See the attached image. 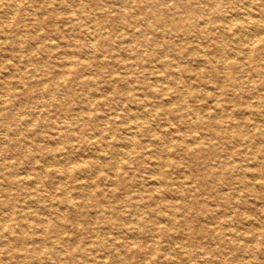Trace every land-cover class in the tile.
Instances as JSON below:
<instances>
[{
    "label": "rangeland",
    "instance_id": "rangeland-1",
    "mask_svg": "<svg viewBox=\"0 0 264 264\" xmlns=\"http://www.w3.org/2000/svg\"><path fill=\"white\" fill-rule=\"evenodd\" d=\"M21 1L22 3H19L21 5L13 15L14 19L19 18L17 23H14V19L12 21L10 19L11 23L6 25V18L2 17L0 11V24H3L6 31L5 34L0 32V77L6 76L13 81L14 75L10 69L1 68L2 65L7 64H16L21 68L26 65V68L30 69L28 64L31 63V60L44 59L43 67L46 68L41 67L43 69L38 71L40 75L31 79L27 91L22 92V89L12 86L11 91L16 93H13V102L15 103L13 106L2 104L1 114L7 115L8 112H17V110L24 113L21 120L7 119L6 121L10 120V124L0 123V159H5L13 164L11 167H5L0 171V183L3 172L26 166L27 163L22 157L23 154L34 155L37 159V165H48V160L43 155L46 147H58L57 150L69 152L68 156L75 160L86 156L89 158L90 149L82 148V150L77 146V141L68 140L66 137L67 134H71L73 129L74 134L80 135L84 129L86 134H96L97 138L100 128L103 126L104 131L101 134L111 135L107 138L109 142H113L115 136L123 135L124 130L114 124L118 118L113 117V114L124 112L126 107L134 109V105L121 101V96L125 92L123 83L117 80V76L126 73L131 80L128 90L130 89V92L137 94L145 93L148 98H151L150 103L146 106V108H150L154 98L148 94L149 89L145 88L144 82L152 80L155 75L153 72L160 70L156 74L162 75L170 81L174 80L178 85L188 84L190 81H194L193 75H191L194 66L199 65L198 62L191 59L196 50L206 51L212 63L219 67V56L213 52L210 43L223 40L226 48L234 47V42L226 37L222 27L215 29L212 23L218 6L222 10L233 9L234 3L231 0L218 1L216 6L207 5L204 0H194L193 6L200 8L199 10L205 15L196 16L190 20L185 17L186 21L198 24L197 27L189 26L188 35L181 34V28L178 29L179 27H176L174 23L164 25L162 22L151 18L150 24L147 17L140 12L141 7L147 4L146 0H124V3H122L123 0ZM163 1L165 3L162 4V7H158L159 9H164L167 14L173 16H186L184 9L175 4L174 0ZM239 6L240 4L236 2V8ZM111 9L115 11L113 12ZM117 11L123 12L121 20L118 22L109 21L108 16ZM92 14L93 20L90 19L93 17ZM70 17L74 19H70ZM75 17L79 18L75 19ZM76 24H81L82 27L75 28ZM198 27H201L202 33H196ZM25 28H28L27 32L24 30ZM16 29H23L22 32L24 33L21 35L13 33ZM78 31L84 32L85 35H79ZM47 55H56L58 58L67 57L73 61L78 60L81 56H87L93 64L90 68H82L76 63L77 61L71 63L69 65L70 72L64 76L66 82L63 83V81L59 82L61 76L57 73V60ZM130 55L137 56V60H135L138 62L137 65L133 62L134 60L126 59ZM160 59L176 64L182 70L183 77L181 74L175 76L173 68L169 66L158 67ZM124 60H127V64L131 63L129 64L130 67L124 66ZM141 67L145 69V76L135 72ZM76 70L83 71L89 79L95 78L97 85L79 82L73 73ZM110 72H112L111 75ZM245 74L251 75V79L256 84L255 87L250 86L248 82H241L240 78L244 77ZM212 78H214L213 85L209 84L208 87L200 84L192 90L189 89L183 101L187 106V117L190 120L197 121V116L204 113L205 106L208 111L216 112L215 114L219 113V116L225 114L228 117H221L220 125L217 127L216 122L213 126H206L199 121L197 122L198 128H195L197 133L213 144L211 147L209 146L211 149L208 147L210 150L201 148L184 158L179 155L178 157L173 156L170 151L168 158L172 164H154L152 163L154 159L149 162L145 158L156 145L145 134H138L136 147L128 156L129 164L125 167L121 166V170L118 172L121 175L116 177V183L111 186L106 180L97 179L96 193L94 192L95 194L87 200V207L80 209L77 220L78 226L80 229L82 228L79 230L78 236L83 237V235L89 236L91 234L93 239L99 242L96 243V248L99 249H97L96 255L104 256V245L108 246L113 241L120 242L125 239L134 243L123 255L126 257V262L119 258L112 264H172L173 261L176 262L173 264H179L181 261L184 262L182 264H264V200L260 201L256 197L262 192L256 188L253 191L246 190L241 182L244 178L241 176L242 174L236 173L235 169L230 170L231 166H243L247 174L253 172L256 178L258 172L253 167V163H259L258 170L264 173V141L261 136L253 132L252 127L254 124L261 123L259 116L254 112L255 108L264 109V76L252 70L247 72V70L240 68L227 70L216 68ZM106 79L112 83L111 89H107L105 86L104 80ZM200 79L206 80L207 78L202 76ZM39 83L45 89L43 94L39 92ZM166 86V82H161L157 84L156 88L161 89ZM215 92L219 95L217 99L209 96ZM92 94L97 96V102H94L95 98L93 97L91 103H85V97L87 98L88 95L91 96ZM169 95H172L169 98L175 99V94ZM258 95L260 97L257 98ZM201 96L206 98L203 99ZM225 99L227 101L224 103ZM178 103L176 101L172 105L179 106ZM76 111H81L84 117H90L79 127L73 120V114ZM229 111H232V118L240 123L237 127L230 128L229 116L231 114ZM103 119L105 122L102 121ZM64 120L72 121L70 127L64 126L61 122ZM151 121L153 124L158 122L157 127L160 129L169 127L177 130V134L189 132L182 122L183 118L177 113L171 112L168 119ZM58 125H61L60 130L64 136V141L53 144L50 135ZM192 145L199 147L198 143ZM171 150L173 151L174 148L171 147ZM248 154L249 156H247ZM107 157L119 158L120 156L112 154L108 148ZM161 157L164 158L165 155ZM173 161L178 163L180 171L173 167ZM153 168H156V174L159 178H163L164 173H166V177L164 176L166 181H176V179L183 181L185 183L184 188L181 191H172L168 190L165 184L158 186L162 192L157 196L158 201L145 198L142 203L144 204L143 207L136 210L135 215L131 213L133 202L125 200L120 212L113 210L108 213L106 217L109 222H107L99 210H109L111 204L119 202L122 198L127 199L129 195L138 192L147 196L145 189L153 185L147 177L148 169L151 171ZM20 170L23 172V169ZM47 170L48 172L52 171L49 166ZM104 170L106 174H112L109 166L105 165ZM202 174L208 175L204 179ZM78 175L81 177V181L88 179V174L85 172ZM46 178L51 179L50 176ZM257 179L259 178L257 177ZM69 180L71 184L77 182V180L74 181L73 177H70ZM43 188L44 190L49 189L48 186ZM108 188H112L116 195L112 196L110 192L108 193ZM28 190H31L30 186H28ZM10 192L14 194L13 191ZM19 193L20 190H18L19 197L13 200L15 205L26 206L36 214H46L42 202L29 203V198L22 197ZM75 198L80 199L79 197ZM4 201L5 198L0 193V211L6 207ZM167 205L172 206V208H166ZM67 212L64 213L67 214ZM133 217L140 218L139 225L133 224ZM150 223L158 226L159 230L153 231L148 226L151 225ZM14 229L18 230L17 225ZM121 229L124 230L121 231ZM131 229H133L132 233L127 234L126 232H130ZM63 231L65 234L70 233L67 229ZM256 232H259L258 236L252 241V235ZM154 242L156 243L154 244ZM151 251L152 253H150ZM183 252H187L188 255H184ZM149 257L150 259L144 263L141 262Z\"/></svg>",
    "mask_w": 264,
    "mask_h": 264
},
{
    "label": "bare ground",
    "instance_id": "bare-ground-1",
    "mask_svg": "<svg viewBox=\"0 0 264 264\" xmlns=\"http://www.w3.org/2000/svg\"><path fill=\"white\" fill-rule=\"evenodd\" d=\"M75 1L79 2L80 0H75ZM146 1H147L146 6L141 7L140 12L141 14H143V16L145 15L147 17L148 22L150 24H151L152 19H156V21L162 22V24L164 25H170L171 23H174L176 27H179L178 29L181 28L180 29L181 34H184V35L189 34V30H190L189 26L190 27L198 26V24L196 23L186 21L185 17L188 20H190L192 18L194 19V17L196 16L205 15L204 13H202V11L199 10L200 8L198 9L196 6L195 7L193 6L192 2H194L195 4L194 0H174L175 4L180 5L184 9L186 16L185 15L184 16L182 15L173 16L172 14H167L166 10L159 9L158 7H162V4L165 3L163 0H146ZM204 1L207 3V5L211 4V5L216 6V2L223 1V0H204ZM231 1L234 3L233 9L222 10L221 7L218 6L216 8L217 9L216 16L212 19L214 28L218 29L219 27H222V30L224 31L226 37L229 38L232 42H234V47L231 49H228L224 46L223 40L221 42L213 41L210 43V46L213 49V52L217 53V55L219 56V64H220L219 67H216V65L212 63V60L210 59L206 51L199 49V50H196V52H194L191 58L193 61H196L199 64V65L195 64L196 66H194L195 68L193 69V73L191 74L193 75L194 81L192 82L190 81L188 84L178 85L177 83H175L176 81L174 80L170 81L167 78L165 79L164 77H162V75L156 74V73H159L160 70L153 72L155 73V75L152 78V80L150 81L146 80L144 82V84L146 85L145 88L149 89L148 94H150V96L154 98L152 100L153 103H151L152 105L150 108H146V106L150 103L149 101L151 100V98H148L145 93L137 94L134 92L133 93L130 92L131 90L130 89L128 90V87H129L128 85L130 84L131 80L126 73H123L122 75L117 76V80L123 83V90L125 92L121 96V101L129 105L130 104L134 105V109L130 107H126L125 111L122 113H115V114L112 113L114 115L113 117L118 118L117 120L114 121V124L119 126L122 130H124L125 133L123 132V135H119V136L117 135L115 136V139L113 140V142L112 141L109 142L107 138L111 137V135L109 136V135L101 134L104 131V129H102L103 126L100 128L99 137L97 138H96V134H91V133L86 134L83 128H82L83 133H81L80 135L74 134V129H73L70 132L71 134H67L66 137H68V140L71 139L72 141H77V146L80 147L81 149L82 148L90 149L91 150V153L89 156L90 159L87 158L86 156V157L80 158L79 160L78 159L75 160L74 158L68 156L69 152L67 153L60 149L57 150L58 147L57 148L46 147L44 149L43 155L48 160L47 161L48 165H41V166L37 165L36 164L37 159L35 158L34 155L23 154L24 156L22 155V157L25 159L26 163L28 164L20 168V169H23V172L20 169H16V168L12 169L9 172H3L1 176L2 180L0 183V193H2L5 198L4 205L6 207L2 209L3 211H0V216H1L0 218V255H1L0 264H112L113 262H115L116 259H119V258L122 261L126 260V257L123 255L126 253L125 251L131 245H134L133 242H128L125 239L121 240L120 242L113 241L108 246L104 245V248H103V253H105L104 256L101 257L99 255H96V252L98 249L96 248V246L99 242H96V240L93 239L94 237L91 234H89V236L83 235V237L78 236V233L80 232L79 230L82 229V228L80 229V227L78 226L79 223H77V220L80 215L78 213H80L81 208L87 207L86 205L87 200L96 193L95 191L97 188V183H96L97 179L102 180V181L106 180L108 184L111 186L116 183V177L118 175H121L120 173L118 174V172L121 170V166L125 167L129 164L128 156L132 154L133 150L136 147V144H137L136 136L138 134H145L156 145L155 148L151 152H149L150 154L147 156V158H145L149 162L152 159H154V161L152 162L154 164L155 163H160L161 165H163V163H165L166 165L172 164V162L168 158L170 151L172 152L171 154H173V156L176 155L178 157L179 155L182 158H184L188 154H191V153L193 154L196 151H199L201 148L203 149L206 148V150L211 149L210 147L213 145L212 142L208 139H204L202 135L197 133V130H196L198 128L197 122L199 121V123L204 124L206 126H213V124L216 122V127H217L220 125L219 121L221 120V117H225V118H228V117L225 116V114H220L222 116H219L218 111H217L218 114H215L216 112L214 113V112H211L210 110L208 111L207 107L205 106V108L203 109L204 113L197 116V121L190 120L187 117V106H185L183 101L185 98V94L189 89L192 90L193 88L197 87L200 84H204L205 86H208L209 84L213 85L214 78L212 77L214 76V72L216 68H221L223 70H227L229 68H233V69L240 68L242 70H247V72L252 70L256 72L257 74L261 73L264 76V60H263L264 58H262V55H264V0H231ZM236 2L240 4L239 8L238 7L236 8ZM19 3H22V1L21 0H0V8H1L0 11L2 12V17L4 19L6 18V22H7L6 25L11 23L10 19L11 21L14 19L13 15H15V11L21 5ZM122 3H124V0ZM161 10H163L164 13L161 12ZM122 14L123 12L117 11L115 14L108 16V20L111 22H118L119 20H121ZM78 18L79 17H75V19H78ZM70 19H74V18L70 17ZM90 19L93 20L94 16ZM14 21H15L14 23H17L19 21V18L14 19ZM81 27H82L81 24H76L75 28L79 29ZM185 27H187L188 29L186 30ZM24 30H26L27 32L28 28H25ZM14 31L13 33L18 34V35H21L24 33L22 32L23 29L22 30L16 29ZM197 31L198 32L196 33H202L203 30L201 29V27H198ZM0 32L3 34L6 33L2 23L0 24ZM78 33L79 35L80 34L85 35V33L82 31L80 32L78 31ZM65 45H67V43H65ZM68 45H71V43H68ZM47 56L52 57V59L55 58V60H57V63L55 62L57 65V73L61 76L60 77L61 80H59V82L63 81V83L66 82V80L64 79V76L70 72L69 65L71 63H74L77 61L76 63H78L82 68H85V67L90 68L92 67V64H93V62L90 61V59H88L87 56H81L78 60H75V61L67 57L58 58V56L56 55H47ZM136 57L137 56L130 55L126 59L128 60L131 59L132 61L134 60L133 62L137 65L138 62L135 61L137 60ZM98 61L100 60L98 59ZM126 61L127 60H124L123 62L124 66L130 67L129 64L131 63L127 64ZM44 63H45L44 59H39L37 61L31 60V63L28 64V66L30 65V69L26 68V65H24L22 68L18 67L16 64H10V65L7 64V65L1 66V68L4 67L7 69H10L12 75H14L13 81L7 78L6 76L0 77V123L1 124L4 122L10 124L11 123L10 120L6 121L7 119H14V120L23 119L24 112H21L20 110H17V112H11V113L8 112L7 115L3 113L1 114L2 104H9V106H13L15 104L13 102V96L16 93L11 91L12 86L22 89L23 90L22 92L27 91L28 89L27 86L29 85V82L31 81L33 77L40 75L38 71L42 70L45 67V66L43 67ZM166 66L173 68L172 70L175 76H179L182 72V70H180L176 64H171L170 62L160 59L158 67L163 68ZM144 70L145 69L141 67L139 70L135 72L139 74L141 73V75L145 76ZM73 73H74L75 78L78 79L79 82H81L82 84L86 83L88 85L90 84L94 86L97 85V80H95V78L93 77L90 79L89 77L87 78L86 76L87 74H84L83 71L76 70ZM94 73H96V71ZM111 73L112 72H110L109 74L111 75ZM202 76L206 77L207 79L201 80L200 77ZM240 80L241 82H248L249 85L253 87H255L256 85L255 82H253V80L251 79V75L249 74L247 75L245 74V76L241 77ZM259 81L261 82V80ZM161 82H166L167 86L161 89L156 88L157 84ZM104 83L107 89L112 88V83L110 82V80L106 79L104 80ZM263 84H264V81H263ZM40 85L41 84L39 83V92L43 94L45 89ZM89 92L91 93V91ZM169 92L175 94V99L169 98L172 96V95H169L171 94ZM253 95H254V92H253ZM88 96L87 98L85 97V103L87 104L91 103L93 97L95 98L94 102L95 101L97 102L98 99L96 95L94 96V94H92L91 96H89V98ZM209 96L213 99H217V97H219V95L216 92L213 94L212 93L209 94ZM201 97L203 99L206 98L204 96H201ZM258 97L260 96L258 95L257 98ZM176 101L179 102L178 103L179 106H173ZM225 101L227 100L225 99L224 103ZM171 112L174 114L177 113L179 116H181V118H183L182 122L187 127V130L189 131L188 133L185 132L186 134L184 133L180 134L179 132L181 131H179L178 132L179 134H177L176 133L177 130L171 129L169 127H164L163 129H160V127H157L158 122L155 124L152 123L151 120H154V119L155 120L168 119V116L170 115ZM229 113L231 114L229 116L230 117V123H229L230 128L237 127L240 123L236 122V120L232 118V111H229ZM254 113L257 116H259L258 117L260 120L259 122L261 123L252 125L253 132H256L258 136H261V138L264 141V109L262 110L259 108H255ZM73 116H74L73 117L74 123L77 124V127L81 126L86 120L90 119L89 116L84 117L81 111L74 112ZM104 120L105 119H103L102 121L105 122ZM102 121L101 123H103ZM61 122L66 127H70V124H72V121H69V120H64ZM60 126L61 125H58L56 127V130H54L52 134L50 135V138H51L50 140L52 141L53 144L63 143L64 141V136L61 133ZM238 134L240 133L238 132ZM221 137H225V136H221ZM193 143H198L199 147L197 148L196 146H193L192 145ZM218 143L220 144L219 141ZM171 147L174 148L173 151L171 150ZM208 147L210 149H208ZM108 148H110V151H112V154L119 155L120 157L119 158H114V157L108 158L107 157ZM65 150L67 149L65 148ZM261 150H262V147H261ZM162 155H165V157L162 158L161 157ZM247 156H249V154ZM12 165L13 164H10L5 159H0V171L3 168L8 167V166L11 167ZM105 165L111 168L112 174L105 173V170H104ZM253 165H254L253 167L255 168V170H257L256 172H258L256 173V175L259 179H257V177L255 178V174L253 172L250 174H247L243 166H231L230 170L235 169L236 173L242 174L241 176L244 178H242L241 182L246 190L253 191L255 188L260 189V191L259 190L258 191L262 193L257 194L256 197L259 198L260 201H263L264 200V173L258 170L259 163H253ZM48 166L52 169L51 172H48L47 170ZM173 167L177 169L178 171H180L178 168V163L174 161H173ZM148 170H149V173L147 177L153 185L145 189L147 196L142 194V192H138L136 194L129 195L127 199L122 198L119 202L117 201V203L111 204L109 210H106V209L99 210L102 213L101 216L104 217L107 222H109V219L106 217L108 213L113 210L115 212H120L121 208L123 207L122 203L125 200H131V202H133V206H132L133 208L131 210V213L132 215H135L136 210H139L140 207H143L144 204L142 203L145 200V198L148 197L150 199H153L154 201H158L157 196L162 193L159 190L160 185L165 184L166 188L172 191H181L185 186L184 185L185 183L183 181H180L177 179L176 181L175 180L166 181L165 179L166 173H164V176H165V177L163 176L164 179L159 178L158 174H156V171H157L156 168H153V170L151 171L150 169ZM81 172H85L88 174L87 180L81 181L80 179L81 177L78 175ZM207 175L208 174H202V178L205 179ZM49 176L51 177V179L52 178L53 179L51 180V179L46 178ZM70 177H73L74 181L77 180V182H74L73 184H71L69 180ZM28 186H30L31 190H28ZM45 186H48L49 189L44 190L43 187ZM18 190H20L19 194L22 195V197L29 198L28 199L29 203L42 202L44 204L43 209L46 211V214L45 213L42 215L36 214L32 210H29L26 206H21V204L15 205V203H13V200L19 197ZM10 191H13L14 194H11ZM109 192L112 194V196L116 195L112 188H108V193ZM75 197H79L80 199H76ZM166 208H172V206L167 205ZM254 210L256 209L254 208ZM65 211H68L67 214L64 213ZM138 217H133L132 221L134 225L140 224V218ZM15 225H17L18 230L14 229ZM148 226L153 231L159 230L158 226H155L154 224H151ZM65 229L69 230L70 233L65 234V232L63 231ZM123 230L121 229V231ZM132 231L133 229H131L130 232L127 231L126 233L129 234V233H132ZM258 233L257 232L253 233L252 238H251L252 241L257 238ZM155 243L156 242H154V244ZM140 248L141 246L139 247V249ZM150 253H152V251ZM183 253L184 255L185 254L188 255L187 252H183ZM148 259H150V257L144 259L141 262L144 263ZM173 263H176V262L173 261L172 264ZM182 263L184 262L181 261L179 264H182Z\"/></svg>",
    "mask_w": 264,
    "mask_h": 264
}]
</instances>
